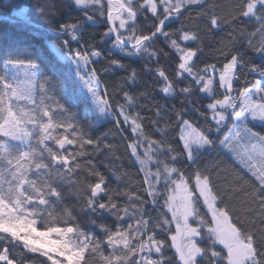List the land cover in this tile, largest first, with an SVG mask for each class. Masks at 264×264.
Returning a JSON list of instances; mask_svg holds the SVG:
<instances>
[{
  "label": "snow or ice",
  "instance_id": "6c2138e0",
  "mask_svg": "<svg viewBox=\"0 0 264 264\" xmlns=\"http://www.w3.org/2000/svg\"><path fill=\"white\" fill-rule=\"evenodd\" d=\"M201 2L65 0V14L82 16L60 23L50 0H0V12L28 34L27 41L0 40V264H28L30 256L43 264H88L89 256L99 264H170L164 257L169 247L178 264H264V0L241 6V18H255L258 27L231 36L218 50L222 60L198 67L202 49L182 46L195 42L197 34L166 29ZM146 13L159 22L149 34H138L135 25ZM209 22L214 30L225 23L215 14ZM105 25L100 43L112 41L109 56L119 57L108 61L109 68L123 69V60L145 52L158 62L167 53L149 46L163 37L178 63L171 76L155 70L163 82L160 91L165 97L198 91L210 101L199 113L203 127L184 119L187 112L175 113L179 152L145 133L144 118L129 111L136 97L123 91L120 103L103 86L101 74L108 69L96 67L102 52L81 41L87 29ZM249 52L260 64L247 59ZM136 76L133 70L127 79L134 82ZM177 85L184 86L177 91ZM163 112L157 105L151 122L162 137L174 130L160 127ZM109 122L123 138L131 137L127 148L141 182L130 191L110 188L91 161L81 164L90 155L86 149L99 150L107 138H94L96 126ZM213 149L243 173L223 190L213 183L208 165L200 164ZM178 163L187 167L181 170ZM66 186L72 191L66 193ZM237 191L253 205L245 213L252 217L250 227L224 204ZM72 195L81 203L61 207ZM77 207L85 216L112 217V223L90 220L100 235L85 231L74 215ZM9 248L22 249L18 259L10 258Z\"/></svg>",
  "mask_w": 264,
  "mask_h": 264
},
{
  "label": "trees",
  "instance_id": "16d2710c",
  "mask_svg": "<svg viewBox=\"0 0 264 264\" xmlns=\"http://www.w3.org/2000/svg\"><path fill=\"white\" fill-rule=\"evenodd\" d=\"M50 2L56 5L53 11L57 13L55 20H59L60 23H71L73 22V18L82 16V13L76 11L65 14L64 10L67 7L65 0H50ZM246 2L247 0H203L200 5H194L185 11L179 19L169 25L166 31L173 32L183 27L185 31L196 33L198 39L195 42H188L182 46L202 49L199 60H197L198 67H203L204 63H216L218 60H222L218 50L222 48L224 43L229 41L231 36L239 37L241 31H245L247 35L258 27L255 18H241V6ZM213 14L225 21L222 25V30H214L210 25V17ZM6 15V13L0 12V40L6 37H20L27 41L28 34L22 32L15 24L10 23L6 19ZM145 15H147L148 18L139 19L135 25L138 34H149L150 30H154L151 29V25L154 22H159L158 20L153 21L151 13H146ZM105 27L106 25L100 28L87 29L81 41L83 43V41L86 40L89 44H94L97 50L102 52L103 59L96 67L98 69H108L107 73L101 74L103 86L106 87L109 93L113 94L114 99L120 103H123V91H127L129 94L136 97V103L129 111L133 114L139 113V115L144 118L145 133L152 136L154 139L165 140L166 146L171 144L172 147L176 148L177 152H179L180 145L176 140L179 129L175 126V113L187 112L184 119H191L198 127H203L206 122L201 118L199 113L204 112L205 106L210 101L204 99L198 91L188 97L183 95L165 97L164 93L160 91L163 82L158 79L155 70L163 68L166 70L167 74L171 76L174 72L176 63H178L174 53L166 47L168 42L165 41L163 37L154 40L149 46V50H162V52L167 53V55H160L158 62L157 57L149 58L148 54L145 52L141 53L140 57L137 59L123 60L125 64V68L123 69L109 68L108 61L112 58L119 57L109 56L112 41H108L107 44L100 43L99 34L104 31ZM65 38L70 40V37ZM259 41L260 37H257L254 41L257 46ZM242 42L245 44L247 43L246 40ZM240 43L241 41L238 40L236 47H239ZM39 46H43L42 41ZM70 46L72 48L78 47L75 42H72ZM229 48H231L230 44ZM128 49L132 51L130 47ZM240 51L243 52L244 49L241 48ZM247 59L251 63L260 64L259 57L251 52L248 53ZM149 69L152 71H149ZM133 70L137 73L134 82L127 79ZM254 79V77H251L250 81ZM183 86L184 85H177V91ZM190 101L193 103H190ZM157 105L166 109V112L162 113L160 127L162 128L165 124H168L170 129H174L170 130L163 137L157 133L151 125V122L156 119L155 110ZM193 107L197 108L198 112H193ZM212 126L214 128V124ZM224 131H227V129ZM104 134L107 135V138L101 139L100 149L87 148L86 151L90 153V155L86 156L84 160L81 161V164L83 165L87 161H91L95 164L96 168L108 179L109 187L112 189L119 188L121 191H130L133 188H138L141 182V174H139L138 167L133 164V160L130 157V150L127 148V143L131 140V137H128L127 140L123 138L121 133L116 130L114 122L96 126L94 138L97 136L103 137ZM223 134V132L220 133L221 136H223ZM124 136H127V132L124 133ZM216 163H220L219 169L214 166ZM200 164L208 165L213 183L221 190L228 187V182L234 180L237 174L243 175V173L235 168L231 160L225 156L223 152L219 151V149H213L211 152L204 153L201 157ZM176 167L183 170L187 165L178 163ZM121 173H126V175L121 176ZM233 186L239 187L238 185ZM64 191L67 193L72 190L66 186ZM120 202L126 203L127 201L126 199H122ZM79 203L81 202L76 199L75 195H72L64 200V204L61 207H76ZM224 204L231 210V214L244 221L247 226H251L250 222L252 217L246 216L245 213L248 208L253 207V205L247 202V197L244 192L237 191L232 193L229 198L225 200ZM223 206L224 205H221V207ZM203 211L202 209V212ZM154 214L155 213H153V215ZM74 215H76V219L85 231L95 232L96 235H100V232L95 225L90 224V220H96L97 225L100 223L111 224L113 220L112 217L97 219L95 216H85L83 213L79 212L78 207ZM257 227H260L258 222ZM3 247L4 245H0V249ZM21 252L22 249L20 248H9V256L12 259H18ZM164 257L170 260V264H178L173 248H167L164 252ZM33 259L37 261V264H43L42 258L31 256L29 257L28 264H32ZM87 259L88 264H99L94 257L89 256Z\"/></svg>",
  "mask_w": 264,
  "mask_h": 264
},
{
  "label": "built area",
  "instance_id": "2783aa9c",
  "mask_svg": "<svg viewBox=\"0 0 264 264\" xmlns=\"http://www.w3.org/2000/svg\"><path fill=\"white\" fill-rule=\"evenodd\" d=\"M251 77H252V76H248L247 79L250 81V78H251ZM241 81H242V82H241V85H240V86L243 87V86H244V85H243V76L241 77Z\"/></svg>",
  "mask_w": 264,
  "mask_h": 264
},
{
  "label": "rangeland",
  "instance_id": "374dc122",
  "mask_svg": "<svg viewBox=\"0 0 264 264\" xmlns=\"http://www.w3.org/2000/svg\"><path fill=\"white\" fill-rule=\"evenodd\" d=\"M203 1V0H202ZM126 51H129V52H131V50H129L128 48L126 49ZM140 57V54L138 55V56H136V57H134V58H132V59H137V58H139ZM218 98H220V97H218ZM162 158V157H161ZM154 170V169H153Z\"/></svg>",
  "mask_w": 264,
  "mask_h": 264
},
{
  "label": "crops",
  "instance_id": "0c3cea01",
  "mask_svg": "<svg viewBox=\"0 0 264 264\" xmlns=\"http://www.w3.org/2000/svg\"><path fill=\"white\" fill-rule=\"evenodd\" d=\"M218 97H219V96H218ZM218 97H217V98H218Z\"/></svg>",
  "mask_w": 264,
  "mask_h": 264
}]
</instances>
